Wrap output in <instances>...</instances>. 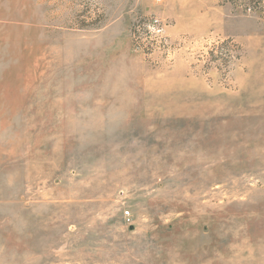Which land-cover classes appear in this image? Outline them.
<instances>
[{
    "label": "rangeland",
    "instance_id": "1",
    "mask_svg": "<svg viewBox=\"0 0 264 264\" xmlns=\"http://www.w3.org/2000/svg\"><path fill=\"white\" fill-rule=\"evenodd\" d=\"M0 264H264V0H0Z\"/></svg>",
    "mask_w": 264,
    "mask_h": 264
},
{
    "label": "trees",
    "instance_id": "2",
    "mask_svg": "<svg viewBox=\"0 0 264 264\" xmlns=\"http://www.w3.org/2000/svg\"><path fill=\"white\" fill-rule=\"evenodd\" d=\"M254 4H256V3H250L249 5H246V7H245V11H252V12H256V11H258V6H255Z\"/></svg>",
    "mask_w": 264,
    "mask_h": 264
},
{
    "label": "built area",
    "instance_id": "3",
    "mask_svg": "<svg viewBox=\"0 0 264 264\" xmlns=\"http://www.w3.org/2000/svg\"><path fill=\"white\" fill-rule=\"evenodd\" d=\"M124 217H125V219H126L127 221L130 220V216H129V212H128V211H125V212H124Z\"/></svg>",
    "mask_w": 264,
    "mask_h": 264
}]
</instances>
